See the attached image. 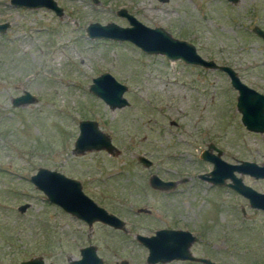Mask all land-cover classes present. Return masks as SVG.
<instances>
[{
	"label": "rangeland",
	"instance_id": "374dc122",
	"mask_svg": "<svg viewBox=\"0 0 264 264\" xmlns=\"http://www.w3.org/2000/svg\"><path fill=\"white\" fill-rule=\"evenodd\" d=\"M55 1L59 16L0 0V23H8L0 32V264L36 255L45 264H68L86 245L96 247L103 264H148L146 248L133 235L161 227L194 234V256L264 264V211L230 187L198 177L211 169L199 158L208 143L227 162L264 164V132L240 122L227 75L85 33L88 22L127 25L116 14L122 7L143 24L191 42L202 57L231 66L241 81L264 92V43L252 31L254 25L264 30V0ZM104 71L127 86L126 105L110 108L88 90L91 78ZM24 90L34 100L12 106ZM80 119L95 120L116 151L73 153ZM138 155L151 165H142ZM39 166L77 179L127 231L100 222L88 226L48 202L29 181ZM150 173L177 183L152 188ZM235 174L264 192L263 179Z\"/></svg>",
	"mask_w": 264,
	"mask_h": 264
},
{
	"label": "water",
	"instance_id": "95a60500",
	"mask_svg": "<svg viewBox=\"0 0 264 264\" xmlns=\"http://www.w3.org/2000/svg\"><path fill=\"white\" fill-rule=\"evenodd\" d=\"M166 1V0H160ZM234 1V0H230ZM9 4L24 8L45 7L56 15L62 14V8L55 0H8ZM116 14L126 19L127 25L121 26L108 21L104 24L88 22L85 26L86 36L90 39L103 38L115 41H128L147 54H161L169 60H180L185 64L202 66L208 69H219L226 73L229 84L236 91V110L240 114V122L245 129L264 132V93L245 84L229 65L218 64L212 59L202 57L195 46L184 39L172 36L161 26H147L140 22L125 8H118ZM8 23H0V32H3ZM252 31L264 43V30L254 25ZM127 86L118 82L109 72H101L91 78L88 90L100 98L110 108L122 107L127 104L122 96ZM34 100V96L27 91L11 99L12 106H18ZM78 132L73 141V153H81L91 149H103L112 154L116 147L112 144L110 136L98 128L93 119H80L77 123ZM215 152H212V150ZM221 150L212 143L199 153V158L211 163V169L198 174L210 184L226 185L247 199L251 208L264 211V192L255 190L244 184L235 173L247 174L253 178L264 179V164L249 160H236L230 163L221 158ZM137 160L144 166H149L151 160L144 155H138ZM226 179H229L226 182ZM32 185L41 191L48 202L57 205L63 211L84 221L88 226L93 222H100L112 228L127 231L124 221L112 212L107 211L87 196L80 182L63 173L39 166L29 176ZM148 184L159 190H169L175 185L174 181L162 180L155 174L148 177ZM26 206H18L21 211ZM145 210L139 208V211ZM134 239L146 248L145 262L148 264L165 263L173 260L199 261L203 264H217L207 257L194 256L189 247L195 240V235L187 229L161 227L149 235L135 233ZM13 264H45L41 256L36 255ZM68 264H103L102 258L96 253L94 245L79 248V257L68 261ZM126 264V260L119 261Z\"/></svg>",
	"mask_w": 264,
	"mask_h": 264
},
{
	"label": "flooded vegetation",
	"instance_id": "af4514ba",
	"mask_svg": "<svg viewBox=\"0 0 264 264\" xmlns=\"http://www.w3.org/2000/svg\"><path fill=\"white\" fill-rule=\"evenodd\" d=\"M227 1H230V0H227ZM231 2V1H230ZM61 7V6H60ZM62 8V7H61ZM199 67H201V68H205V67H202V66H199ZM208 69V68H207ZM217 70H219V69H217ZM236 71V70H235ZM226 74V73H225ZM236 74H237V72H236ZM239 77V76H238ZM249 86V85H248ZM251 87V86H250ZM253 88V87H252ZM255 90H257L256 88H254ZM258 92H261V91H259V90H257ZM261 93H264V92H261ZM237 94V93H236ZM235 102H236V96H235ZM235 109H236V107H235ZM239 118H240V114H239ZM249 131V130H248ZM206 148V147H205ZM213 152V151H212ZM150 160V159H149ZM151 163H152V161H151ZM151 165V164H150ZM208 172V171H207ZM204 173H206V172H204ZM151 174H155V175H157L156 173H150V175ZM199 174H203V173H199ZM149 175V176H150ZM148 176V177H149ZM158 176V175H157ZM159 178H161L160 176H158ZM162 180H169V181H174L175 182V184L177 183V180H174V179H169V178H161ZM228 181H229V179H227ZM264 180V179H263ZM228 181H226V182H228ZM201 257H204V256H201ZM208 258V257H207ZM213 261V260H212ZM215 262V261H214ZM203 264V263H202ZM218 264V263H217Z\"/></svg>",
	"mask_w": 264,
	"mask_h": 264
}]
</instances>
